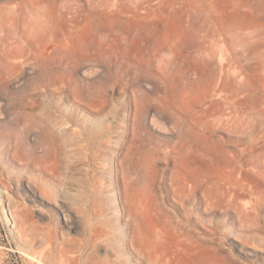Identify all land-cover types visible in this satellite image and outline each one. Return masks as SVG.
<instances>
[{
  "label": "rangeland",
  "instance_id": "1",
  "mask_svg": "<svg viewBox=\"0 0 264 264\" xmlns=\"http://www.w3.org/2000/svg\"><path fill=\"white\" fill-rule=\"evenodd\" d=\"M263 175L264 0H0V264H264Z\"/></svg>",
  "mask_w": 264,
  "mask_h": 264
},
{
  "label": "bare ground",
  "instance_id": "2",
  "mask_svg": "<svg viewBox=\"0 0 264 264\" xmlns=\"http://www.w3.org/2000/svg\"><path fill=\"white\" fill-rule=\"evenodd\" d=\"M1 52L3 54L4 59H6L7 68H8L9 71H11V70H19V69L22 70L21 67L25 66L27 64V59L29 58V55L27 53H25V52L24 53L23 52L16 53V52H13L11 50L6 49V47H4ZM168 252L171 253L170 251H168ZM177 253L178 252L175 253V256L172 257V259H171V257H169L168 259L164 258L165 254H163V256H161L159 258L157 263H160V264H178V263H176L177 260L175 258L177 256L176 255ZM99 264H106V261L105 260H101L99 262Z\"/></svg>",
  "mask_w": 264,
  "mask_h": 264
}]
</instances>
